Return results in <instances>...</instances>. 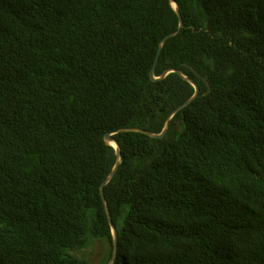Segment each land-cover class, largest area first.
<instances>
[{"label": "trees", "instance_id": "16d2710c", "mask_svg": "<svg viewBox=\"0 0 264 264\" xmlns=\"http://www.w3.org/2000/svg\"><path fill=\"white\" fill-rule=\"evenodd\" d=\"M112 259L264 264V0H0V264Z\"/></svg>", "mask_w": 264, "mask_h": 264}, {"label": "water", "instance_id": "95a60500", "mask_svg": "<svg viewBox=\"0 0 264 264\" xmlns=\"http://www.w3.org/2000/svg\"><path fill=\"white\" fill-rule=\"evenodd\" d=\"M171 1H172V0H171ZM176 11H177V13H178V15H179V18H180V28H181V27H182V17H181V13H180V11H179L178 6H176ZM179 31H180V29H179L177 32L172 33V34H169L168 36H166V37L163 39V41H162L161 47H162V45H163L168 39L175 37V36L179 33ZM160 50H161V49H160ZM159 55H160V51H159V54H158V57H157V60H156V64H157V62H158ZM155 67H156V65L154 66V69H153V71H152V73H151V76H152L153 78H154ZM171 72H178V71H177V70H170V71H167V72L161 77V79H162V78H165V77H166L168 74H170ZM185 79H187V78H185ZM187 80H188V81H189V82L195 87V89H196V94L194 95V97H193L191 100H189V101L186 102L184 105H182V106H180L179 108H177V109L175 110V112L173 113L172 117L174 116V114H176L177 112H179L182 108H184L185 106H187L188 104H190V103H191V102H192V101L198 96V94H199V86H198L197 84H195L193 81H191V80H189V79H187ZM172 117H171V118H172ZM169 123H170V120L168 121V123H167V125H166L164 131H163L161 134H159V135H156V134H153V133H150V132H146V131H142V130H138V129H137V130H136V129H124V130H120L119 132H123V131H140V132H145L147 135H149V136H151V137L161 138V137H163V136L166 134V132H167V130H168V127H169ZM111 136H112V134H107V135L105 136V139H106V141H107L109 144H111L112 146H114V147L118 150V161H117V164H116V166H115V168H114L112 174L106 179V181L104 182V184L101 186V193H102V198H103L104 202H106V200H105V194H104V188H105V186H106L107 184H109V183L112 181V179L115 177V175L117 174V171H118V169H119V165H120V148H119V145H118L116 142H114V141L110 138ZM107 214H108L109 222H110V224H111V226H112V228H113V233H114L115 243H117V232H116V230H115L114 227H113L112 219H111V216H110V213H109L108 210H107ZM111 264H113V259H112Z\"/></svg>", "mask_w": 264, "mask_h": 264}, {"label": "rangeland", "instance_id": "374dc122", "mask_svg": "<svg viewBox=\"0 0 264 264\" xmlns=\"http://www.w3.org/2000/svg\"><path fill=\"white\" fill-rule=\"evenodd\" d=\"M101 252L100 246H93L91 248L85 249L83 252H80L78 254L79 256H85L89 257L93 263H96L98 261L99 255Z\"/></svg>", "mask_w": 264, "mask_h": 264}]
</instances>
